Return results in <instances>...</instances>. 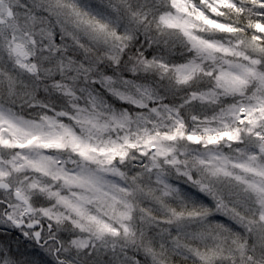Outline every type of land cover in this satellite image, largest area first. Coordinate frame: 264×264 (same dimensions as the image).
<instances>
[{"label": "snow or ice", "instance_id": "1", "mask_svg": "<svg viewBox=\"0 0 264 264\" xmlns=\"http://www.w3.org/2000/svg\"><path fill=\"white\" fill-rule=\"evenodd\" d=\"M0 264H264V0H0Z\"/></svg>", "mask_w": 264, "mask_h": 264}]
</instances>
